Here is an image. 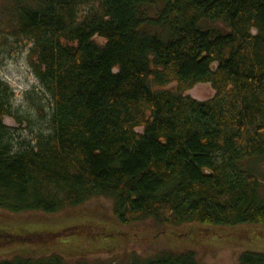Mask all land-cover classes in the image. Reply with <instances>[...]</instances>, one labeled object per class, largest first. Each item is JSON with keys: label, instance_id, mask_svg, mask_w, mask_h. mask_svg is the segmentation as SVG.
Listing matches in <instances>:
<instances>
[{"label": "trees", "instance_id": "obj_1", "mask_svg": "<svg viewBox=\"0 0 264 264\" xmlns=\"http://www.w3.org/2000/svg\"><path fill=\"white\" fill-rule=\"evenodd\" d=\"M3 1L15 4L9 32L30 46L48 113L45 131L20 140L3 123L13 90L0 80V210L16 216L0 220L1 248L72 253L64 244L77 239L58 237H125L122 226L148 220L187 249L130 264H199L216 246L209 233L217 246H264V0ZM208 82L209 100L185 94ZM93 197L110 201L112 228L23 226L28 213L59 215ZM21 253L0 264H61ZM238 257L264 264V251Z\"/></svg>", "mask_w": 264, "mask_h": 264}, {"label": "rangeland", "instance_id": "obj_2", "mask_svg": "<svg viewBox=\"0 0 264 264\" xmlns=\"http://www.w3.org/2000/svg\"><path fill=\"white\" fill-rule=\"evenodd\" d=\"M14 7V3L0 0V80L5 82L13 90V96L11 98L12 104L9 110L10 115L4 117L3 123L14 129V133L20 136V140H30L37 132L40 130L45 131L46 129V113L48 111L45 108L47 102L44 99L47 95L44 89H42L39 80L35 77L32 68L28 65L27 52L30 46L27 45V41L20 37L16 38L10 35V23L16 14ZM206 24L214 27L218 26L226 30V27L221 23ZM94 40L100 44L105 43L98 37ZM175 87L176 83L164 87H158L152 84V88L158 90L169 89L175 91ZM185 94L191 95L196 100H209L215 93L211 84L208 82L198 83L193 88L187 90ZM137 130L141 132L143 129L137 128ZM111 206L110 201L106 198L93 197L80 206L71 207L70 211L59 215H44L43 213L42 215L39 212L34 214L28 213V216L23 220L25 222L23 226L31 230L41 228L60 230V228L66 226L97 220L100 224H105L107 227L112 228L109 225L113 224L112 220L109 219L112 212ZM13 217L16 216H10L7 212L0 210L1 221L5 218ZM9 225L14 228H21V224L19 223H11ZM191 226L170 229L177 232H181L180 229L183 231L188 229L189 231ZM170 229H166L165 231L168 232ZM121 230L125 233L127 232L125 237L119 236L118 234H112L111 236L102 235L88 240L89 242H81L80 240L82 238L78 236L77 232L68 236L58 237L61 241H71V239L79 240H72L69 244H64V249H71L74 251L72 253L63 251V254H60L52 245L45 246L50 253L47 251L44 252L48 254L42 255L41 246H37V249L34 247L28 250L24 249L23 253H21L22 244H16L11 247L5 245V248L0 247V262L6 259H17V257L19 258L17 255L21 253L26 256H34L37 260L43 259L46 261L57 258L61 264H130L133 260L141 261L153 258L163 249L171 247L175 249H187L186 245L180 246L179 243L174 244L177 247L173 245L169 246L166 238L163 234L157 233L158 228H155V225L150 220L122 226ZM255 231L258 236L261 235V237H264V228L255 229ZM205 236L207 248H212V245L216 246L215 249L197 256L199 264H240L238 256L242 252L249 250L255 252L264 251V246L249 241H242L237 245L226 244L225 246H217V240L211 236V233L203 237ZM118 240L121 241L116 243L115 248L111 247L103 250L93 249L90 246L98 247L115 243ZM27 245L30 246L32 244L27 243ZM30 250L34 253H28ZM216 250L217 252H215Z\"/></svg>", "mask_w": 264, "mask_h": 264}]
</instances>
